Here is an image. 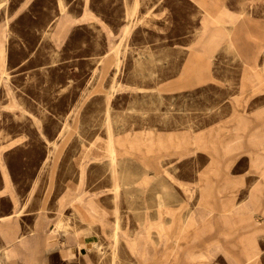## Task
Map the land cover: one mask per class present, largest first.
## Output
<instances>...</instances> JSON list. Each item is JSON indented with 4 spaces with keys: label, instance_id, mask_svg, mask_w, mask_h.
Returning a JSON list of instances; mask_svg holds the SVG:
<instances>
[{
    "label": "rangeland",
    "instance_id": "rangeland-1",
    "mask_svg": "<svg viewBox=\"0 0 264 264\" xmlns=\"http://www.w3.org/2000/svg\"><path fill=\"white\" fill-rule=\"evenodd\" d=\"M256 159L264 0H0V264H264Z\"/></svg>",
    "mask_w": 264,
    "mask_h": 264
},
{
    "label": "crops",
    "instance_id": "crops-1",
    "mask_svg": "<svg viewBox=\"0 0 264 264\" xmlns=\"http://www.w3.org/2000/svg\"><path fill=\"white\" fill-rule=\"evenodd\" d=\"M213 19L216 21H221L222 19H223V13H221L219 16H216V17H213ZM213 36H216V34H215V32L213 33ZM257 160V162H256V164L258 165V166H260L259 167V169H261V167L262 166H264V163H260L261 161H262V159H256ZM214 187H215V185H214V183L212 184L211 183V185H209V194H207L206 196H208V197H210V196H212V194H213V191H214ZM204 189H207L208 190V187H206V188H204ZM259 190H261V189H264V185L262 186V188L261 187H259L258 188ZM218 191L219 192H222V188L221 187H219L218 188ZM220 197H222L223 199H221V202H223L222 204H223V210H221V211H223L222 213L223 214H221L222 216H220V218H222V221H223V223H224V225H225V227L227 228V227H230L233 223H235V224H240V223H242V224H244L242 227H249V226H254V227H256V225H257V222L258 221H256V220H254L253 219V216H242V217H236V219H234V218H231L230 220H229V216H227V214L225 213L229 208H228V206H227V197H225V195H219ZM212 211V210H211ZM209 214V213H208ZM205 215V217H203L202 216V220H203V222H205L206 224L205 225H207V231H209V230H211L212 228H213V225H214V223H215V216H217V215ZM194 217V220L196 219L197 220V218L195 217V216H193ZM115 224H116V227H117V230L115 231V232H117V234L119 235V237H118V239H117V241H119V239H120V236H121V234H120V224H119V222H118V225H117V221L115 222ZM234 230V229H233ZM114 232V233H115ZM114 233H113V237H114ZM203 233V232H202ZM114 239H115V237H114ZM244 238H241V243L242 242H244ZM115 241H116V239H115ZM247 241H250L249 239H247ZM86 242V241H85ZM84 245H85V243H84ZM253 251V250H252ZM139 252H141V250L139 251ZM255 252L256 251H253L251 254L250 253H247V255H246V260H241V261H238V262H236V264H252V262L250 261V259L252 258V256H254L255 255ZM204 255V254H203Z\"/></svg>",
    "mask_w": 264,
    "mask_h": 264
},
{
    "label": "bare ground",
    "instance_id": "bare-ground-1",
    "mask_svg": "<svg viewBox=\"0 0 264 264\" xmlns=\"http://www.w3.org/2000/svg\"><path fill=\"white\" fill-rule=\"evenodd\" d=\"M112 141H113L112 136H109L110 155H111V160L114 163L116 161V158H115L116 152H115V149H114V145L112 144ZM117 187H118V185H117ZM117 225H118V221H117ZM114 237H115L116 242H117V239H118L117 232L114 233Z\"/></svg>",
    "mask_w": 264,
    "mask_h": 264
}]
</instances>
